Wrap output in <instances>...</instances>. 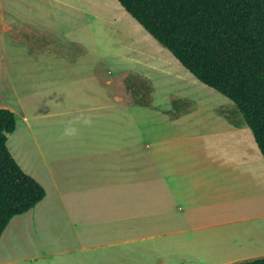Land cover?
I'll return each mask as SVG.
<instances>
[{"label":"crops","instance_id":"crops-1","mask_svg":"<svg viewBox=\"0 0 264 264\" xmlns=\"http://www.w3.org/2000/svg\"><path fill=\"white\" fill-rule=\"evenodd\" d=\"M7 29L0 23L1 31ZM66 92L71 93L62 90L58 96L49 93L47 102H32L34 89L25 97L13 90L15 105H0L14 116V130L6 136H15L17 156L23 157L16 165L27 176L43 172L51 189L50 198L9 220L0 234V264H234L259 257L253 254L257 249L248 248L264 243L248 237L264 230L244 225L264 220L247 202L264 198V165L258 172L249 164L191 160L166 166L173 169L172 179L120 178L137 167L151 168L152 150L122 149L119 119L88 113L96 106L71 101ZM127 104L120 101V107ZM232 112L236 120L230 118L227 126L240 129V115ZM179 114L169 121H179ZM250 149L236 152L247 157ZM154 167L162 171L163 164ZM244 185L253 187L241 189Z\"/></svg>","mask_w":264,"mask_h":264},{"label":"rangeland","instance_id":"rangeland-1","mask_svg":"<svg viewBox=\"0 0 264 264\" xmlns=\"http://www.w3.org/2000/svg\"><path fill=\"white\" fill-rule=\"evenodd\" d=\"M0 23L8 27L0 30V105H15L13 90L25 97L34 89L32 102L37 98L47 102L49 93L58 96L70 90L66 92L69 100L96 106L88 113L118 118L122 149L137 152L146 146L152 150L151 168L137 167L130 175L121 173L120 178L172 179L173 169L166 166L191 160L205 165L249 164L258 172L264 165L249 131L244 126L228 128L227 123L236 120L234 106L195 81L114 0H0ZM146 87L151 90L148 103L137 104L136 100L145 97ZM121 100L127 106L120 107ZM171 100H176L173 109ZM29 103L23 101L26 106ZM179 113V121H169ZM10 137L6 136L7 151L22 165L17 140ZM58 144L53 141L57 151L61 150ZM26 147L29 157L36 159ZM194 148L202 152L191 156L181 151ZM237 148L253 150L245 157ZM177 149L182 153L174 152ZM158 163L163 164L162 171L154 167ZM28 177L42 188L43 198L51 197L43 172L36 169ZM247 187L253 186H240ZM247 202L264 214V198ZM244 226L264 230V220ZM263 234L248 239L258 242ZM259 241L264 243V238ZM248 249H257L253 254L264 257V247Z\"/></svg>","mask_w":264,"mask_h":264},{"label":"trees","instance_id":"trees-1","mask_svg":"<svg viewBox=\"0 0 264 264\" xmlns=\"http://www.w3.org/2000/svg\"><path fill=\"white\" fill-rule=\"evenodd\" d=\"M114 1L195 81L234 106L264 162V0ZM143 91L137 104L148 103L150 88ZM14 126L13 114L0 109V234L44 196L6 149Z\"/></svg>","mask_w":264,"mask_h":264},{"label":"bare ground","instance_id":"bare-ground-1","mask_svg":"<svg viewBox=\"0 0 264 264\" xmlns=\"http://www.w3.org/2000/svg\"><path fill=\"white\" fill-rule=\"evenodd\" d=\"M260 239H262V238H260ZM259 241V240H258Z\"/></svg>","mask_w":264,"mask_h":264}]
</instances>
